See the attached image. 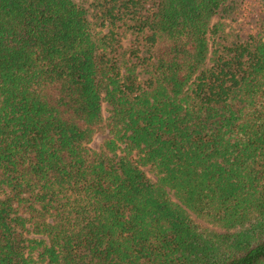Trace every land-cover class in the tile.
Segmentation results:
<instances>
[{
  "label": "trees",
  "instance_id": "16d2710c",
  "mask_svg": "<svg viewBox=\"0 0 264 264\" xmlns=\"http://www.w3.org/2000/svg\"><path fill=\"white\" fill-rule=\"evenodd\" d=\"M0 264H264V0H0Z\"/></svg>",
  "mask_w": 264,
  "mask_h": 264
},
{
  "label": "rangeland",
  "instance_id": "374dc122",
  "mask_svg": "<svg viewBox=\"0 0 264 264\" xmlns=\"http://www.w3.org/2000/svg\"><path fill=\"white\" fill-rule=\"evenodd\" d=\"M108 137V135L105 134H99L95 137V141L93 143V145L97 148H99L101 146V144L103 143V141ZM149 174L153 177L156 178L155 173L154 172H149Z\"/></svg>",
  "mask_w": 264,
  "mask_h": 264
}]
</instances>
